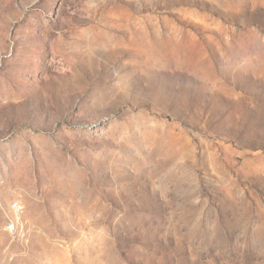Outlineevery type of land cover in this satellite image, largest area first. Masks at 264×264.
Instances as JSON below:
<instances>
[{"label": "rangeland", "instance_id": "1", "mask_svg": "<svg viewBox=\"0 0 264 264\" xmlns=\"http://www.w3.org/2000/svg\"><path fill=\"white\" fill-rule=\"evenodd\" d=\"M0 264H264V0H0Z\"/></svg>", "mask_w": 264, "mask_h": 264}, {"label": "built area", "instance_id": "2", "mask_svg": "<svg viewBox=\"0 0 264 264\" xmlns=\"http://www.w3.org/2000/svg\"><path fill=\"white\" fill-rule=\"evenodd\" d=\"M13 208H14L15 211H17V212L22 210L21 206H20L18 203H15V204L13 205Z\"/></svg>", "mask_w": 264, "mask_h": 264}]
</instances>
